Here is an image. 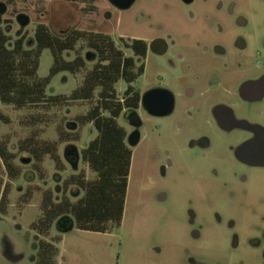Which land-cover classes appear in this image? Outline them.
Instances as JSON below:
<instances>
[{
    "label": "rangeland",
    "instance_id": "374dc122",
    "mask_svg": "<svg viewBox=\"0 0 264 264\" xmlns=\"http://www.w3.org/2000/svg\"><path fill=\"white\" fill-rule=\"evenodd\" d=\"M0 3L8 7L0 24L12 39L25 36L27 40H32L39 24L48 26L56 35L79 29L111 36L127 57H134L125 48L127 44L135 40H151L157 25L172 26L181 15L177 0H156L153 3L137 0L130 10L123 12L115 11L108 0H0ZM19 15L31 20L25 29L17 22ZM249 42L254 51H263L253 38ZM79 48H82L84 58L92 53L84 44H79ZM73 58L70 55V60ZM148 59L146 73L134 84L135 88L146 89L156 84L158 58L151 55ZM53 64L51 50H44L39 77L48 78ZM93 65H88V69ZM82 81V75L59 73L52 78L47 94L71 96ZM116 88L118 96L122 97L127 85L121 81ZM91 108L92 103L79 102L70 105L64 114L69 123H75L78 116L87 115ZM7 113L12 124L0 126V136L10 134L18 139L26 137L27 132L18 128L20 113L10 110ZM147 120L148 127L143 133L145 142L132 148L129 188L121 226L106 234L81 231L75 227L72 231L62 232L58 227L59 220L47 238L48 241L60 239L57 244V264H192V260L194 264H264V247L258 246L264 231V169L247 171L248 184L239 186L230 182L229 168H237L232 165L235 163L231 155H223L224 162H204L201 156L196 158L194 153L176 148L172 153L174 166L163 178L160 164L164 158L162 162H155L152 156L156 152L163 153L167 145L172 144V128H164L162 138H158V132H154L158 122ZM118 123L129 129L124 113L118 118ZM78 131V141L60 144V155L67 166L63 178L80 171L92 177V172L83 162L82 153L96 139L98 132L93 123L79 126ZM43 138L57 140L56 127L51 126ZM69 147L79 151L77 170L66 160ZM21 158L28 156L23 155ZM213 166L223 173L225 182L240 192L239 199L230 201L226 194H214L219 186L210 176ZM44 167L47 171L44 188L57 192L55 162L47 158ZM31 177L28 167L26 174L12 186L7 214L0 213V264H33L35 259L39 238L31 226L41 215V195L36 194L31 203L23 208L18 206ZM160 193L168 196L167 202H160ZM190 201L198 214L194 226L190 225L188 219ZM214 211L235 220L240 238L237 250L232 249V234L226 224L220 225L214 219ZM194 230L201 233L200 239L193 238Z\"/></svg>",
    "mask_w": 264,
    "mask_h": 264
},
{
    "label": "trees",
    "instance_id": "16d2710c",
    "mask_svg": "<svg viewBox=\"0 0 264 264\" xmlns=\"http://www.w3.org/2000/svg\"><path fill=\"white\" fill-rule=\"evenodd\" d=\"M79 44L92 52L88 54L90 61L82 56ZM142 44L140 40L127 44L125 48L134 55L127 57L114 39L103 33L74 29L56 35L39 24L32 40L25 36L12 39L0 24V126L12 124L7 113L10 110L20 113L18 128L27 132L19 139L10 134L0 136V213L7 214L12 186L29 167L32 177L18 206L23 208L36 194L41 195V215L31 226L39 238L33 264H57L60 239L47 238L61 219H71L78 230L101 234L122 224L133 151L118 118L138 104L134 84L143 74L137 61ZM44 50H51L54 57L48 78L38 75ZM70 55L74 56L71 60ZM62 72L82 75V84L71 96H49L47 87ZM121 81L127 89L119 97L116 87ZM79 102L92 103V108L69 123L64 110ZM88 123H93L98 132L82 153L92 177L80 171L63 178L67 166L60 155V144L78 141L79 126ZM51 126L56 127L57 140L43 138ZM23 155L28 158H21ZM47 158L55 162L57 192L43 185Z\"/></svg>",
    "mask_w": 264,
    "mask_h": 264
},
{
    "label": "flooded vegetation",
    "instance_id": "af4514ba",
    "mask_svg": "<svg viewBox=\"0 0 264 264\" xmlns=\"http://www.w3.org/2000/svg\"><path fill=\"white\" fill-rule=\"evenodd\" d=\"M108 1L115 11L122 12L137 2L121 8L119 5L128 0ZM177 1L181 6L179 19L172 26L157 25L151 40H140L143 44L137 61L143 69L141 77L153 55L158 58L157 79L153 87L135 88L138 104L124 112L128 145L133 148L145 142L147 119L157 121L154 132L158 138H162L164 128H172V144L152 156L155 162L164 158L160 164L163 178L174 166L173 150L179 148L196 158L201 156L204 162H224L223 155H231L237 170L229 168L230 182L246 186L247 171L264 169V0ZM21 16L17 22L25 29ZM252 38L263 51L253 50ZM150 91L154 95L144 105V95ZM210 176L219 186L214 194H226L230 201L241 197L217 167L210 169ZM159 200L165 203L168 196L160 193ZM189 204L188 219L194 226L198 214L193 202ZM214 215L220 225L228 227L232 249L237 250L240 238L235 220L219 211ZM192 234L194 239L201 237L198 230ZM261 237L258 246L264 247V231Z\"/></svg>",
    "mask_w": 264,
    "mask_h": 264
},
{
    "label": "water",
    "instance_id": "95a60500",
    "mask_svg": "<svg viewBox=\"0 0 264 264\" xmlns=\"http://www.w3.org/2000/svg\"><path fill=\"white\" fill-rule=\"evenodd\" d=\"M133 0H128L126 3L119 5L121 8H129L132 5ZM8 11V7L5 3H0V17L6 14ZM22 25L24 27L28 26L30 24V18L22 15ZM91 56L87 55V60H90ZM154 95V91L147 92L144 95L143 103L146 105V103L149 102L151 97ZM150 110V109H149ZM66 160L67 162L72 165V167L77 170L79 162H80V155L79 151L75 147H69L66 151ZM59 229L63 232H69L72 231L75 227L74 222L71 219H61L58 223Z\"/></svg>",
    "mask_w": 264,
    "mask_h": 264
}]
</instances>
